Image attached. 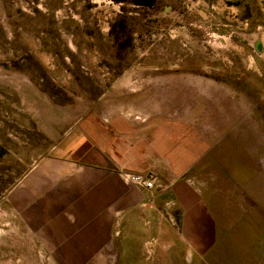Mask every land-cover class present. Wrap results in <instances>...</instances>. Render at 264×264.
<instances>
[{"label": "rangeland", "instance_id": "374dc122", "mask_svg": "<svg viewBox=\"0 0 264 264\" xmlns=\"http://www.w3.org/2000/svg\"><path fill=\"white\" fill-rule=\"evenodd\" d=\"M205 84L242 102L264 180V0H0V264H74L50 233L51 204L63 214L69 197L53 199L63 188L50 190L48 162L66 148L88 156L113 113L148 123L154 105L142 103L160 92L176 89L177 113L197 119ZM240 164L243 180L255 174ZM98 252L104 263L87 264H118L117 249Z\"/></svg>", "mask_w": 264, "mask_h": 264}, {"label": "crops", "instance_id": "0c3cea01", "mask_svg": "<svg viewBox=\"0 0 264 264\" xmlns=\"http://www.w3.org/2000/svg\"><path fill=\"white\" fill-rule=\"evenodd\" d=\"M208 85L205 112L197 119L190 106L177 113L176 89L164 96L158 91V102L142 103L154 105L148 123L135 129L128 111L113 113L104 136L97 129L83 146L88 156L66 148L62 163L48 162L50 190L63 188L53 199L69 197L64 216L60 202L51 204L52 212L56 206L59 211L50 233L60 248L73 249L72 263H104L98 250L117 249L118 264H264V180L255 160L259 130L247 128L242 102L235 106ZM156 105L170 107L157 113ZM247 137H256L250 149ZM240 146L246 164L238 158ZM240 163L244 171L252 164L255 174L243 180ZM119 171L152 173L161 188L141 189Z\"/></svg>", "mask_w": 264, "mask_h": 264}, {"label": "built area", "instance_id": "2783aa9c", "mask_svg": "<svg viewBox=\"0 0 264 264\" xmlns=\"http://www.w3.org/2000/svg\"><path fill=\"white\" fill-rule=\"evenodd\" d=\"M125 182L135 185L146 191H153L156 188H161L157 186V177L152 174H128L125 175Z\"/></svg>", "mask_w": 264, "mask_h": 264}]
</instances>
